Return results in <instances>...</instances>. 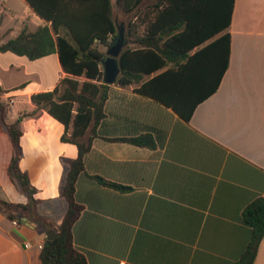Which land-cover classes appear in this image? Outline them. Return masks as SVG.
<instances>
[{"label":"crops","instance_id":"obj_1","mask_svg":"<svg viewBox=\"0 0 264 264\" xmlns=\"http://www.w3.org/2000/svg\"><path fill=\"white\" fill-rule=\"evenodd\" d=\"M22 2L17 29L5 28L1 16L0 43L24 26L45 25ZM229 34L227 68L216 91L222 53L208 49L212 42L190 52L185 58L191 60L174 54V64L143 82L111 85L105 118L88 132L92 148L77 182L83 210L74 243L89 264H239L252 238L246 211L264 198V0H236ZM172 66L166 92L177 96V72H184L179 89L199 98L189 120L138 92ZM66 78L75 79L58 54L32 61L0 52V101L8 108L6 121H20V166L38 201L36 214L15 220L18 225L0 209V264H42L40 246L55 237L68 212L61 191L79 149L64 138L73 128L33 100ZM136 138L146 144L130 141ZM12 159L13 144L0 123V199L25 205L9 175ZM254 264H264V238Z\"/></svg>","mask_w":264,"mask_h":264},{"label":"trees","instance_id":"obj_2","mask_svg":"<svg viewBox=\"0 0 264 264\" xmlns=\"http://www.w3.org/2000/svg\"><path fill=\"white\" fill-rule=\"evenodd\" d=\"M24 1L45 25L36 30L24 26L15 39L0 43V52H11L32 61L58 54L64 72L75 78H66L53 92L33 97L37 109H47L67 128H73L70 138L65 137L64 140L76 144L79 149V158L70 162L67 182L61 191L68 202V212L62 224L55 229V237L45 241L41 263L89 264L74 243V228L83 210L77 201L76 191L79 177L85 174V156L92 148L93 138L88 132L105 118L111 85L105 83L103 62L109 58L107 51L119 35L115 13L119 11L128 17L125 43H129L117 59L119 74L116 85L127 87L143 82L146 75L174 64V54L177 59H184L194 49L212 42L208 49L222 53L220 72L215 73L213 90L216 91L227 68L226 56L231 43L229 30L236 0ZM144 18L150 21L147 33L142 36L136 21ZM2 21L3 17H0V23ZM163 41L164 48L160 46ZM183 73L177 72V96L168 94L163 86L172 81L173 66L145 83L138 92L173 108L189 120L199 98L179 89L178 80ZM80 78L87 80L81 83L78 81ZM7 111V105L0 101V123L13 144L9 175L17 189L27 197L28 203L13 204L0 199V209L11 220L21 221L36 214L38 201L34 198L36 189L30 176L20 166L23 158L20 121L8 123ZM130 141L137 145L146 144L144 138ZM245 219L252 228V238L239 264H254L264 238V198H259L247 209Z\"/></svg>","mask_w":264,"mask_h":264},{"label":"rangeland","instance_id":"obj_3","mask_svg":"<svg viewBox=\"0 0 264 264\" xmlns=\"http://www.w3.org/2000/svg\"><path fill=\"white\" fill-rule=\"evenodd\" d=\"M4 2L7 3V9L4 8V6H3ZM22 3H23L22 0H0V17L3 14L6 15L5 16V24H4L5 28L8 29L10 27H13V28L17 29L16 19L20 15L19 14L20 9L23 8L21 6ZM115 18H116L117 24L119 26V31L123 32L125 35L126 27L128 25V17L125 16L123 13L117 11L115 13ZM38 21L40 22V20H38ZM149 21H150V19L144 18V19L137 20L136 23H137L139 29L142 30V29L146 28ZM39 24H41V22ZM17 35H18V33L15 31V32L11 33V35L9 37H7V39L8 38H15Z\"/></svg>","mask_w":264,"mask_h":264},{"label":"water","instance_id":"obj_4","mask_svg":"<svg viewBox=\"0 0 264 264\" xmlns=\"http://www.w3.org/2000/svg\"><path fill=\"white\" fill-rule=\"evenodd\" d=\"M124 46L125 35L123 32L119 31V35L116 41L107 51L109 58L105 62H103L105 66V83L108 85L114 84L117 79V76L119 74V66L117 59L123 51Z\"/></svg>","mask_w":264,"mask_h":264},{"label":"built area","instance_id":"obj_5","mask_svg":"<svg viewBox=\"0 0 264 264\" xmlns=\"http://www.w3.org/2000/svg\"><path fill=\"white\" fill-rule=\"evenodd\" d=\"M13 103H14V101L12 100V98H10V100H9L8 104H9V105H13ZM14 223H15L16 225H18V222H17V221H15ZM26 247H27V248H29V247H30V245H29V244H27V245H26ZM40 248L42 249V248H43V246H40Z\"/></svg>","mask_w":264,"mask_h":264}]
</instances>
